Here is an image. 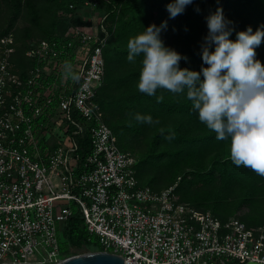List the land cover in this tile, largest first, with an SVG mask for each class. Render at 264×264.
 <instances>
[{
    "label": "built area",
    "instance_id": "obj_1",
    "mask_svg": "<svg viewBox=\"0 0 264 264\" xmlns=\"http://www.w3.org/2000/svg\"><path fill=\"white\" fill-rule=\"evenodd\" d=\"M108 1L80 0L84 22L69 24L61 41H30L24 56L33 61L20 68L13 35L0 36V264L58 261L74 210L101 250L126 264L264 261V223L221 219L179 200L174 184L137 180L134 156L95 99L108 35L96 6ZM64 61L78 83L63 78Z\"/></svg>",
    "mask_w": 264,
    "mask_h": 264
},
{
    "label": "trees",
    "instance_id": "obj_2",
    "mask_svg": "<svg viewBox=\"0 0 264 264\" xmlns=\"http://www.w3.org/2000/svg\"><path fill=\"white\" fill-rule=\"evenodd\" d=\"M80 0H0L7 12L6 23L0 28V36L13 35L15 52L12 59L20 68L32 59L24 56L29 42L37 38L58 39L71 23L84 22L76 14ZM73 2L74 6L69 7ZM172 0H109L96 6L99 14L106 13L104 22L108 35L102 46L104 75L96 89L95 99L103 112L104 121L116 135L118 146L129 151L135 158V172L140 183L154 189L174 184L176 197L201 209H209L219 218L237 215L235 210L247 206L264 217V177L245 167L232 164L229 154L230 140L220 141L198 119L192 110L186 94L173 95L159 90L156 95L164 99L158 103L156 96H147L138 91L142 57L134 62L127 60V42L130 37L144 31L150 24L159 26L167 21L163 41L186 57L179 66L200 71L203 64L201 46L208 33L206 18L217 8L222 9L227 20L232 21L233 31L229 37L236 39V33L251 27L264 28V0H193L183 14L169 18L166 5ZM199 9V11H197ZM18 18L21 24H16ZM214 50V46L210 47ZM258 59L264 65V42L255 49ZM207 67V65H203ZM20 70V69H19ZM201 79L203 77L201 76ZM150 115L158 124H138L132 114ZM131 121V126H128ZM165 130L162 135L159 129ZM174 131L176 138L171 142L164 137ZM147 136L146 148L135 155L130 149L131 137ZM168 182L156 186L157 178ZM247 224L264 223V220ZM251 219V218H248ZM89 232L80 215L74 210L64 228V240L59 242L60 253L68 246L76 253L101 249L92 243ZM64 242L65 247L61 244ZM225 264H242L227 262Z\"/></svg>",
    "mask_w": 264,
    "mask_h": 264
},
{
    "label": "clouds",
    "instance_id": "obj_3",
    "mask_svg": "<svg viewBox=\"0 0 264 264\" xmlns=\"http://www.w3.org/2000/svg\"><path fill=\"white\" fill-rule=\"evenodd\" d=\"M192 2L172 0L166 5L169 18L183 14ZM206 21L208 33L201 46L203 64L199 72L181 68L180 61L187 58L165 46L161 32L166 30L167 21L159 26L150 24L129 38L127 60L134 62L136 57H142L138 91L156 96L158 103L164 99L163 95H156L159 90L186 94L199 121L215 133V138L230 140L232 164L264 177V65L256 59L255 51L264 42V28L253 32L249 26L231 40L232 21L224 17L222 9L217 8ZM62 76L73 83L81 79L70 61L63 62ZM132 119L138 124L159 123L150 115L139 113L132 114ZM159 132L163 135L165 130L160 128ZM164 138L171 142L176 134L169 131Z\"/></svg>",
    "mask_w": 264,
    "mask_h": 264
},
{
    "label": "rangeland",
    "instance_id": "obj_4",
    "mask_svg": "<svg viewBox=\"0 0 264 264\" xmlns=\"http://www.w3.org/2000/svg\"><path fill=\"white\" fill-rule=\"evenodd\" d=\"M88 12V11H87ZM7 12L4 10V7L2 5V3L0 2V28L2 26H4V24L6 23V14ZM21 19L18 18V20L16 21V24H21ZM161 39L164 41L166 39V34L161 32ZM146 139H147V136L144 135V134H139L137 136H133L131 137V142H130V149L131 151L135 154V155H139V154H142L144 151H145V148H146ZM163 174L162 178H157L158 179V184L156 186L158 187H161L163 186L165 183H167L168 181L166 179H164L165 175H167L166 172H163L161 173ZM177 196V195H176ZM235 213L237 215H241L243 216V218L248 221V220H252V222H258V220H264V217H261V215L259 214L258 211H253V209H250L248 208L247 206L243 205V206H240L239 208H237L235 210ZM248 218H251V219H248ZM90 238H91V241L92 243H98L99 244V241H98V238H97V235L93 232H91L89 234ZM61 244L63 245V247L66 246V244H64V242H61ZM87 250H91L90 248H87L85 249V251ZM76 253V251L68 246L67 249L63 252L60 253L59 257L60 258H63V257H66L68 255H71V254H74ZM45 263H48L47 261H45ZM43 264V263H41Z\"/></svg>",
    "mask_w": 264,
    "mask_h": 264
},
{
    "label": "water",
    "instance_id": "obj_5",
    "mask_svg": "<svg viewBox=\"0 0 264 264\" xmlns=\"http://www.w3.org/2000/svg\"><path fill=\"white\" fill-rule=\"evenodd\" d=\"M46 264H126L120 254L106 250H87ZM242 264H264V261L245 260Z\"/></svg>",
    "mask_w": 264,
    "mask_h": 264
}]
</instances>
